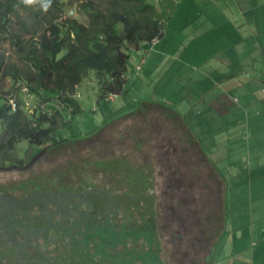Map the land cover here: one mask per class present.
<instances>
[{"label": "trees", "instance_id": "obj_1", "mask_svg": "<svg viewBox=\"0 0 264 264\" xmlns=\"http://www.w3.org/2000/svg\"><path fill=\"white\" fill-rule=\"evenodd\" d=\"M42 1L51 16L41 22L44 28L31 40L21 39L8 27L19 19L20 0H0V42L9 41L15 50L25 53L22 64L0 54V166L28 162L18 156L22 142L34 149L31 157L42 150L45 154L84 138V126L94 124L92 128L98 131L110 118L121 116L117 114L126 93L122 75L132 74L130 49L160 36V18L145 0H84L81 7L89 15L86 23L76 18L59 20L62 2ZM25 31L31 34L29 28ZM89 76L99 97L92 109L96 123L88 120L85 124L84 104L74 94ZM7 79L18 95L31 96V112L23 99L15 101L12 109L7 97L11 90L4 84ZM110 93L118 96L114 102L107 100ZM30 148L23 150L29 153ZM126 160V156H110L93 164L109 176L107 183L89 182L90 177L84 175L87 170L82 169L85 165H73L2 186L0 248L8 251L2 256L11 252L21 257L26 250L18 252L16 243L30 244L34 234H42L49 226L70 234L65 255H72L73 263L85 258L91 264H146V234L156 241L159 232L154 184L142 169ZM50 235L60 236L58 230ZM213 244L205 256L207 263L215 256Z\"/></svg>", "mask_w": 264, "mask_h": 264}, {"label": "crops", "instance_id": "obj_2", "mask_svg": "<svg viewBox=\"0 0 264 264\" xmlns=\"http://www.w3.org/2000/svg\"><path fill=\"white\" fill-rule=\"evenodd\" d=\"M145 1L160 18L161 36L155 45L130 49L132 74L117 115L144 119L154 111L177 128L176 150L189 157L192 149L194 157L186 167L201 168L221 187L215 253L227 264H264V0ZM132 166L145 173L144 165ZM53 230L60 236L50 235ZM69 235L48 226L30 244L16 243L18 252L26 250L21 257L2 256L8 251L0 248V264H76L65 255ZM152 243L164 264L159 232ZM84 259L75 261L91 264Z\"/></svg>", "mask_w": 264, "mask_h": 264}, {"label": "rangeland", "instance_id": "obj_3", "mask_svg": "<svg viewBox=\"0 0 264 264\" xmlns=\"http://www.w3.org/2000/svg\"><path fill=\"white\" fill-rule=\"evenodd\" d=\"M60 1L64 11L75 8L78 13L76 19L83 23L87 22L89 15L81 7L84 0ZM20 2L19 19H13L8 27L13 34L21 36V39L33 40L38 31L44 28L41 22L45 18H50L51 14L48 8H45L42 0H32L31 3H27L26 0H20ZM25 28H29L30 35L26 33ZM0 54H4L8 61L22 64L21 55L25 53H20L18 48L15 50L12 47L11 42L5 41L0 42ZM4 84L11 90L7 96L10 101L19 102L20 99H23L28 111L33 110L31 96L18 95L15 89H11L12 84L8 79ZM94 84L93 79L89 76L83 81L80 88L82 96L80 99L84 104L82 116L83 114L86 116L85 124L88 120L90 123L91 121L96 123V117L92 112V103H97L99 95L96 93ZM22 90L25 91L26 88H22ZM156 114L154 111H147L144 113V119L143 116L124 119L122 116L116 117L115 122L111 120L109 124L98 131L87 126L84 128V138H79L74 143L65 144L37 156L29 167L0 170V188L37 175L43 177L46 173L57 169L62 168L64 171L73 165H85L82 169L87 170L84 171V175L90 177L89 182L107 183L105 181L109 176L101 171L102 167L97 168L93 164L107 160L110 156L119 158L127 155L130 166L131 164L144 165L145 173L154 183L157 220L162 244L161 258L164 264H194V261H196L195 264H209L211 261L207 263L205 256L208 253L209 244L217 239L221 225L219 212L216 211V206L221 200V187L216 183H211L209 173H205L201 168L199 173H195L190 170V166L186 167L190 163V161L185 163L187 158L190 160L194 158L191 156L192 149H189V157L178 152L176 150V148L178 149L177 140L180 141V137L177 134V128H173L171 122H165L161 115L157 116ZM146 123H149L146 125L147 129L142 126ZM139 144L142 146L140 152L137 150ZM23 148L29 149L30 147L26 142H22L18 156L28 162L31 161L33 156L30 155L34 149L30 148V152L27 153ZM180 148H182L181 143ZM93 171L95 173L92 178ZM15 194L18 195L20 192L17 191ZM152 224L154 222L150 220L149 225L153 226ZM150 228L152 230V227ZM214 231L216 233L213 235ZM212 235L216 237L213 238ZM124 238L126 239V237ZM145 238L147 239L145 248L149 252L148 263L161 264L159 261L160 252L152 243L155 239H151L149 234H146ZM219 253V250L216 253L214 250L212 253L215 255L213 259H210L212 264H227L225 258Z\"/></svg>", "mask_w": 264, "mask_h": 264}, {"label": "clouds", "instance_id": "obj_4", "mask_svg": "<svg viewBox=\"0 0 264 264\" xmlns=\"http://www.w3.org/2000/svg\"><path fill=\"white\" fill-rule=\"evenodd\" d=\"M26 2L27 3H31L32 2V0H26ZM47 7V5H45V8ZM72 11V14H70V12ZM77 9H75V8H71V9H68V10H66V11H64V12H61L60 13V15H59V20H66V19H71V18H76L77 17ZM83 23V22H82ZM120 27V28H119ZM118 29H121V25H118ZM160 36H161V32H160ZM160 36H157V37H155L153 40H151V41H149V42H145V43H143V44H151V45H155L157 42H158V40L160 39ZM142 45V44H141ZM131 49H134V48H131ZM131 54V53H130ZM132 55V54H131ZM130 55V56H131ZM144 56L133 66V74L135 75V76H139V73H140V70L142 69V66H143V60H144ZM122 78L123 79H125L126 80V82H127V78H128V75H126V76H124V75H122ZM81 86H82V84L81 85H79V87L77 88V90H76V92H75V94H74V96L76 97V98H81L82 96H81V93H80V88H81ZM126 87V86H125ZM96 90V89H95ZM125 90H126V88H125ZM97 93V92H96ZM98 94V93H97ZM117 95L116 94H114V93H110L108 96H107V100H109L110 102H114L116 99H117ZM93 101V100H92ZM12 103H15V102H13V101H10V104H11V107H12V109H15V106H16V104H15V106L13 107L12 106ZM92 105H93V109H95V103H92ZM117 117H119V116H117ZM18 164V163H17ZM217 239H218V237H217ZM216 239V240H217ZM215 240V241H216ZM215 241H214V244H215ZM213 244V245H214Z\"/></svg>", "mask_w": 264, "mask_h": 264}, {"label": "water", "instance_id": "obj_5", "mask_svg": "<svg viewBox=\"0 0 264 264\" xmlns=\"http://www.w3.org/2000/svg\"><path fill=\"white\" fill-rule=\"evenodd\" d=\"M43 152H44V150H42L41 152H39L36 155H34L32 157V159H31V161H29L27 164H24V165L12 164L10 166H0V170H9V169L11 170L12 168H17V169H19V168H22V169L23 168H27L36 159V157L39 156V155H41V154H43ZM40 233H42V232H40Z\"/></svg>", "mask_w": 264, "mask_h": 264}, {"label": "built area", "instance_id": "obj_6", "mask_svg": "<svg viewBox=\"0 0 264 264\" xmlns=\"http://www.w3.org/2000/svg\"><path fill=\"white\" fill-rule=\"evenodd\" d=\"M70 14H72V11L70 12ZM12 106L14 107L15 106V103H12Z\"/></svg>", "mask_w": 264, "mask_h": 264}, {"label": "bare ground", "instance_id": "obj_7", "mask_svg": "<svg viewBox=\"0 0 264 264\" xmlns=\"http://www.w3.org/2000/svg\"><path fill=\"white\" fill-rule=\"evenodd\" d=\"M226 214V213H225ZM207 259V258H206Z\"/></svg>", "mask_w": 264, "mask_h": 264}]
</instances>
